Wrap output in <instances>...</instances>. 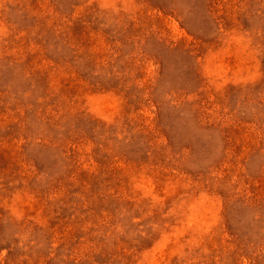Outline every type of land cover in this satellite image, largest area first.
I'll list each match as a JSON object with an SVG mask.
<instances>
[{
    "label": "rangeland",
    "instance_id": "374dc122",
    "mask_svg": "<svg viewBox=\"0 0 264 264\" xmlns=\"http://www.w3.org/2000/svg\"><path fill=\"white\" fill-rule=\"evenodd\" d=\"M0 264H264V0H0Z\"/></svg>",
    "mask_w": 264,
    "mask_h": 264
}]
</instances>
